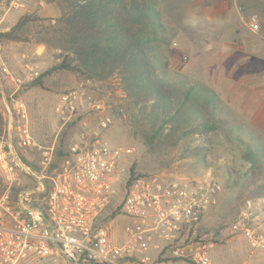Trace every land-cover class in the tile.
Masks as SVG:
<instances>
[{"label":"rangeland","instance_id":"rangeland-1","mask_svg":"<svg viewBox=\"0 0 264 264\" xmlns=\"http://www.w3.org/2000/svg\"><path fill=\"white\" fill-rule=\"evenodd\" d=\"M226 1L229 5L224 1L222 8L219 4L221 0H160L159 4L166 27V42L158 44V51L167 64L166 71L175 80L207 86L218 93L221 101L219 111L226 118L224 122H230L236 128L231 136L222 132L206 134V159L194 154V146L201 142L198 137L190 138L177 148L163 146L154 152L147 150L132 134L126 120L117 119L110 113L111 105L118 101L119 95L113 92L109 83L90 81L72 73H54L44 79L45 88H29L27 82L20 95L29 110L30 130L35 141L40 146H49L56 144L64 128L56 112L59 97L73 89H86L97 102L103 103L106 113L112 118V124L104 131L105 141L110 146L134 150V154L126 157L123 163L118 198L122 195V185L129 181L132 174L161 173L168 178L198 177L218 181L222 190L202 219L205 238L212 245V263L256 264L253 254L257 251L259 264H263L264 249L253 247L243 235L232 232L231 224L241 212L246 211L252 214L251 218L257 226L264 227V190L261 198L258 197L259 189L256 190L264 181V173L249 172V165L243 159L244 144L235 138V135H240L256 145L264 160V0ZM12 2H0V13L15 11L23 16L31 14L39 17L29 24L28 40L19 46L24 51L34 50L41 44L46 46L45 57L34 61L39 64L42 74L58 62L61 53L50 40L59 11L45 0H25V8L13 6ZM219 8L228 12L229 16L224 19L209 16ZM253 15L259 19L257 31L250 25ZM16 61L19 68L16 59L6 64L15 72ZM250 68L259 72V80L246 83L245 76L250 73ZM99 117L100 112L94 110L71 121L76 126L70 130V144L79 142V134L85 128L88 131L99 130ZM16 142L14 136L12 143L16 145ZM17 152L19 156L24 154L29 161H39L40 151L37 148ZM16 171L20 181L29 185L31 190H38L35 178L27 177L20 167ZM7 183L8 179L0 168V193L6 189ZM40 199L34 198L37 201ZM119 220L121 225L129 223L126 217ZM117 234L122 238V227ZM27 264L58 262L34 260Z\"/></svg>","mask_w":264,"mask_h":264},{"label":"built area","instance_id":"built-area-1","mask_svg":"<svg viewBox=\"0 0 264 264\" xmlns=\"http://www.w3.org/2000/svg\"><path fill=\"white\" fill-rule=\"evenodd\" d=\"M24 1L13 0L12 5L25 7ZM250 25L258 30L257 15L251 16ZM26 69L28 82L40 76L32 64ZM1 72L24 83L6 66ZM94 110L100 112L99 130L85 128L79 142L70 145L69 157L52 168L56 145L37 144L20 92L0 100L5 122L0 135V168L8 179L0 193V264L34 260L58 264H213L212 245L205 238L202 219L215 203L221 184L207 178L142 174L132 183H124L118 198L123 163L134 150L105 141L104 131L113 121L103 103L80 87L61 94L56 105L62 127ZM14 136L16 145L12 143ZM31 148L40 151L39 172L24 163L17 152ZM17 167L37 180L38 190L15 191L26 185L19 180ZM46 179L51 188L43 208L33 205L32 194L45 191ZM251 215L241 212L231 230L253 247L264 249V227L257 226ZM123 217L129 220L126 225L119 223ZM121 227L124 240L118 243Z\"/></svg>","mask_w":264,"mask_h":264},{"label":"trees","instance_id":"trees-1","mask_svg":"<svg viewBox=\"0 0 264 264\" xmlns=\"http://www.w3.org/2000/svg\"><path fill=\"white\" fill-rule=\"evenodd\" d=\"M45 2L59 11L50 40L61 53L58 62L27 87L45 88L44 79L54 73H72L90 81L109 83L119 95L110 113L117 119H125L132 134L151 152L163 146L177 148L190 138L198 137L201 142L194 146V154L206 159V134L222 132L231 136L235 131L230 122H224L226 118L219 111L218 93L207 86L175 80L166 71L167 64L158 51V44L166 42L160 0ZM38 19L26 14L9 31L0 33V38L26 41L29 24ZM75 126V122H70L60 132L52 168L69 157L70 130ZM4 130L5 122L0 113V135ZM235 138L244 144L243 159L249 165V172L263 174L261 150L240 135ZM20 158L40 171L38 162L29 161L22 153ZM141 175L132 174L129 184ZM45 187L44 192L33 194V198L41 197V201L35 200L33 205L45 207L44 199L51 188L49 179L45 180ZM258 187L261 198L264 181ZM23 189L31 190L26 184L15 191Z\"/></svg>","mask_w":264,"mask_h":264},{"label":"crops","instance_id":"crops-1","mask_svg":"<svg viewBox=\"0 0 264 264\" xmlns=\"http://www.w3.org/2000/svg\"><path fill=\"white\" fill-rule=\"evenodd\" d=\"M219 4L220 7H223L224 1L227 3V6L229 5V2L226 0H221ZM236 1V0H234ZM26 7V6H25ZM20 7V8H25ZM17 13V14H16ZM215 15L217 18L224 19L229 16L228 12H223V10L216 9L215 11H212L209 16ZM23 16V14L15 12V11H6L0 13V33L9 31L12 27L16 25V23L19 21V19ZM24 41H12L8 39H2L0 38V100H4L7 96H9L11 93H14L16 91L22 92L24 83H27L28 80L26 78L27 64H32L35 66L39 72H40V66L38 63H35L37 60L40 61V59L44 58L46 55V46L44 44L38 45L34 50H23L21 48L20 43H23ZM13 50H16L15 52ZM23 50V51H22ZM20 51V52H17ZM14 59L18 60L19 68L17 67V61H16V71H13V69L8 67L6 64H9V62L13 63ZM36 60V61H35ZM247 60V59H246ZM35 61V62H34ZM57 63V62H56ZM55 63V64H56ZM3 66H6L10 69L11 73L14 75L15 78L22 80L24 83H17L15 81H12L10 78H8L5 74L1 72V68ZM53 66V65H52ZM240 68V66H238ZM247 67V66H246ZM238 68V69H239ZM237 69V70H238ZM250 73H247L245 76L246 83L255 82V80H259V72L254 71L252 68L249 69ZM30 82H28L29 84ZM35 88V87H34ZM254 261L256 264H259L260 256L259 253L256 251L253 254ZM258 256V257H257ZM262 264V263H261ZM264 264V263H263Z\"/></svg>","mask_w":264,"mask_h":264}]
</instances>
